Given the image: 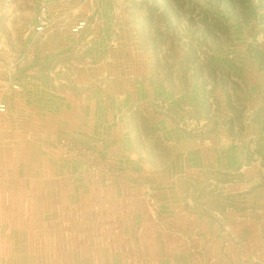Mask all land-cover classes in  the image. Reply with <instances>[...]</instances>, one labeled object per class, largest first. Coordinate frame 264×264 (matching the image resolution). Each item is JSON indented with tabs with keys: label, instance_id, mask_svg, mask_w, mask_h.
<instances>
[{
	"label": "rangeland",
	"instance_id": "1",
	"mask_svg": "<svg viewBox=\"0 0 264 264\" xmlns=\"http://www.w3.org/2000/svg\"><path fill=\"white\" fill-rule=\"evenodd\" d=\"M64 87L142 99L96 146ZM5 204L0 264H264V0H0Z\"/></svg>",
	"mask_w": 264,
	"mask_h": 264
},
{
	"label": "crops",
	"instance_id": "2",
	"mask_svg": "<svg viewBox=\"0 0 264 264\" xmlns=\"http://www.w3.org/2000/svg\"><path fill=\"white\" fill-rule=\"evenodd\" d=\"M121 88V87H120ZM108 89V88H107ZM93 91H91V93H89L88 95L83 92V91H79V92H73V98L71 96V93L68 91V89L66 87L63 88V91H59L57 92V98L56 100H58V103L56 104L58 107L56 108H49V114H47V116L40 121L39 119V124H43L42 122H46L48 124H52V125H61L66 127H69V132L72 133L73 131L76 132V134H78L79 138L84 139L88 144H94L96 146H98L97 144H102L103 140L98 139V137H102V133H103V127L105 122H102L103 120V114H105V109H112V107L110 106V103L112 102V100H117L115 97H123V104L126 107H130L129 104H134L136 102H138L139 100L142 99L141 96V91H139V89H134L133 91H130L129 95L126 94L125 96L122 95H118L117 93H121L118 91V88H111V95H114L115 97H110L111 95H106L107 98H104V88L101 87H95L94 89H92ZM78 91V90H77ZM118 91V92H117ZM139 93L140 97L137 96L136 94ZM58 94H61L62 96H58ZM109 94V93H108ZM78 95V96H75ZM112 98V99H111ZM113 101V102H114ZM109 102V103H108ZM122 102V101H121ZM108 103V105H106ZM32 109H34L33 107H31ZM115 109V108H113ZM28 111V110H26ZM28 114H33V113H28ZM34 115V114H33ZM123 119V117H122ZM121 119V121H122ZM34 120V118H33ZM37 120V118L35 119ZM34 120V121H35ZM116 125H118L117 122H115ZM105 125H109V123L105 124ZM72 127H75L74 130H72ZM66 131V130H65ZM101 140V141H99ZM151 137L149 139V142L151 141ZM61 201H50V205L54 206V207H61L59 204H61ZM79 203H77L75 205V207L77 208V205ZM4 207L6 206L8 211H0L1 215L4 217H7L9 219V221L11 223H15L18 224V210L15 209L13 211L9 210L10 206L9 204H5L3 205ZM9 206V207H8ZM65 205L62 206V208ZM89 206H92V203H89ZM46 209H47V205H46ZM82 209L81 206H79L80 210ZM59 212H61V208H59ZM42 215H46L45 211H43L41 213ZM17 216V218H16ZM3 218V217H1ZM66 219V216H65ZM107 221V220H106ZM13 223V224H14ZM63 232V233H62ZM55 235H57L58 237L62 236L64 238H66L69 234V228L64 227V229L62 231H57L54 233ZM43 236H47L46 234H44ZM148 244H144V249H146V251H144L145 253L152 252L151 251V246L147 247ZM31 247V246H29ZM14 248L18 249V251H22L21 250V246L19 244L15 245ZM50 248V247H49ZM143 249V250H144ZM48 250H52L51 248ZM66 253H72V249H64Z\"/></svg>",
	"mask_w": 264,
	"mask_h": 264
}]
</instances>
